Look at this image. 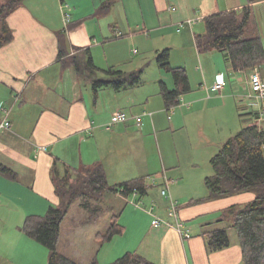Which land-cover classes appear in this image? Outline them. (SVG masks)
Instances as JSON below:
<instances>
[{
    "label": "crops",
    "instance_id": "obj_1",
    "mask_svg": "<svg viewBox=\"0 0 264 264\" xmlns=\"http://www.w3.org/2000/svg\"><path fill=\"white\" fill-rule=\"evenodd\" d=\"M103 2H109V9L99 14L97 8ZM243 7H250V26L261 34L264 0H22L7 16L13 38L0 47V106L9 110L10 121V128L0 131V168H4L0 170V250L11 255V264H36V258L42 256L43 264L47 255L44 245L29 237L22 225L27 215H44L50 204L59 203L51 181L54 160L70 168L100 163L109 185L129 180L142 173L141 164L147 161L140 157L139 148L149 131L183 128L190 112L181 115L177 108L190 110L195 106L193 111L203 110L198 103L203 101L199 99L203 98L204 89L197 87L188 94V75L189 89L178 96L175 104L167 106L160 83L159 87L147 88L140 87L139 80L132 86L107 85L94 90L90 81L80 79L74 68L65 63V58L88 49L96 67L129 72L141 68L146 61L152 65L163 49H168L169 61L171 51L186 44L193 45L195 53H202L195 44V31L202 29L198 22L208 15ZM64 13L70 15L67 23L63 22ZM61 45L65 56H59ZM135 45L142 55L131 49ZM220 53L224 70L215 72L214 66L212 72L200 62L195 69L201 70L203 81L206 74L213 83L222 75L225 85L219 95L225 92L224 96H234L239 115L249 116L248 125L258 123L241 95L246 90V71H230ZM196 56L201 61V56ZM177 63L171 66L170 61L169 65L186 71L185 62ZM158 67L159 81L169 89L174 88L172 75L159 64ZM206 90L207 95L213 92ZM116 110L139 115L141 121L137 123L130 118L107 128L105 124ZM258 125H264V120ZM110 194L120 199L127 197ZM175 195L184 201L182 205L177 202V210L185 227L192 229L191 236L184 237L164 224L153 227L150 217L144 225L143 237L147 242L143 256L157 264H240L237 236L230 237L228 233L229 246L208 251L199 226L210 222L222 207L235 204L241 197L250 201L254 195L237 194L233 203L226 198L196 201L199 198L185 192ZM149 200L156 214L167 216L169 203L161 191L151 194ZM96 221L83 223L81 227L95 226L97 236L101 232Z\"/></svg>",
    "mask_w": 264,
    "mask_h": 264
},
{
    "label": "trees",
    "instance_id": "obj_2",
    "mask_svg": "<svg viewBox=\"0 0 264 264\" xmlns=\"http://www.w3.org/2000/svg\"><path fill=\"white\" fill-rule=\"evenodd\" d=\"M22 0H5L0 4V47L13 38L7 16L14 11ZM109 2H103L97 8L99 14L106 13ZM251 9L229 10L208 15L203 18L204 32L196 34L195 44L200 52L218 50L223 53L230 71H248L255 65L264 63V46L258 30L250 26ZM62 37L60 38L62 43ZM59 40V41H60ZM64 48L59 47V56H65ZM161 68L169 72L175 87L167 88L159 81L161 95L167 106L176 103L178 96L189 89V81L183 67L169 65V51L163 49L156 55ZM80 79L90 81L93 89L111 85L114 88L132 86L139 82L141 68L123 71L108 67L100 69L93 63L88 49L65 58ZM212 173L204 177L208 189L206 199L251 192L253 198L243 205L231 204L220 212L215 222L230 219L227 226L203 230L201 235L208 251H217L230 244L229 227L235 230L240 248V264H264V125L242 126L230 135L217 152L210 158ZM4 168H0L3 170ZM51 181L59 199L57 205L50 204L44 215H27L22 225L23 231L48 249L47 264H82L57 250L60 227L70 205L77 198H87L96 202L90 206L82 205L89 213L92 222L104 211L101 199L105 190L121 196L147 193L148 186L143 177L131 178L117 184H107L106 174L100 163L70 168L53 161ZM199 198L196 201H202ZM101 201V202H100ZM113 214L105 233H97L104 241L123 231V226ZM88 264H100L93 258ZM109 264H157L143 255L127 251Z\"/></svg>",
    "mask_w": 264,
    "mask_h": 264
},
{
    "label": "rangeland",
    "instance_id": "obj_3",
    "mask_svg": "<svg viewBox=\"0 0 264 264\" xmlns=\"http://www.w3.org/2000/svg\"><path fill=\"white\" fill-rule=\"evenodd\" d=\"M4 1L5 0H0V4ZM198 23L202 29L200 31H195L196 34L204 32V23L201 21ZM260 25V35L262 45H264L263 21H261ZM131 49L136 50V55H142L140 49L136 45L131 47ZM171 52V66L179 64L177 62H185V66H187L186 72L190 81V91L188 94L195 92L197 87H203V98L199 99L203 101L198 103V106H202L203 110L195 112L193 111L195 106H191L190 110L177 108V113L181 115L190 112L186 118V125L183 128H178L176 130L170 128L156 129L155 131L151 130L144 138V143L140 141V157L147 161L144 163L141 161L143 163L140 167L142 173L130 178L143 177L148 186V193L144 195H133V193H130L127 195L126 199L115 198L107 190L103 193L101 207H103L104 211L95 219V221L97 220L96 225L100 227L99 232L105 233L110 223V217L113 214H117L116 221L124 226V231L122 233L114 235L113 238L108 241H104L103 237L94 236L95 226L86 224L81 227L83 223H89L85 222L86 219H89V213L84 209L82 204L88 202L89 207L91 205L95 207L97 206L96 202L83 197L77 198L70 205L61 223V236L57 244V250L79 263L88 264L93 258H96L100 264H109L127 251H133L143 255L142 249H146L147 242V239L143 237L145 220L147 219L148 222L151 217L147 214L145 208L148 209L151 207L150 205H152L149 202L151 194H159L162 188H166L162 176L170 180L168 185L170 195L173 200L180 205H182L184 201L177 197L175 193L178 195L185 192L187 196H193L192 198L203 199V202L226 198L231 203H233L232 200L235 199L234 196L237 195L234 194L206 199L209 192L204 184V177L212 173L210 158L213 154L217 152L219 147L230 135L236 133L242 126L248 125L251 122L248 115H239V111L236 107L237 99L231 94L227 97L224 96L226 94L225 92L219 95L218 92L209 91L210 93L207 95V90L205 91V89L211 87L213 79L206 74L207 77L205 76L203 81L201 70L195 69V65L200 62V64L205 65V67L207 65L212 72L214 66L215 72L216 69L224 70L222 55L218 50L195 53L193 45L191 46L190 44H186L183 48L173 49ZM196 55L201 56L202 62L198 61ZM158 74L159 67L156 58L152 65L149 61H146L141 67L140 87L151 88L153 85L159 87L160 78ZM245 93L246 90L241 95ZM209 97H211V99H208ZM213 97H215V100ZM177 106L178 105L175 106L172 116H174ZM160 177H162V180L159 179ZM172 179L175 181H171ZM179 181H182V184H179ZM189 198L191 197H188V200ZM242 199L243 197H241V199L238 198L235 204L243 205L248 202V199L245 201ZM152 206L154 207V205ZM228 206L229 205L217 210L215 212L217 216L214 214L215 217H212L211 221L207 222L206 225L204 224L202 228L198 225L200 233L203 230L227 226V224L230 223V219L223 222L215 221L218 219L220 212L225 210ZM155 211H157V207ZM0 212H2V210H0ZM208 216L210 215L208 214L205 217ZM163 217L167 218V216ZM187 223H190V221ZM193 223H195V221L192 222V224ZM191 230L192 229L189 228L190 232ZM228 233L230 237H233V235L236 236L235 230L232 227H229ZM143 238L144 241H142ZM43 247L48 255V249L45 246ZM47 255L43 264H47ZM41 259H43V256L42 258L37 257L36 264H41ZM33 262L35 263V261ZM11 263V255L0 250V264Z\"/></svg>",
    "mask_w": 264,
    "mask_h": 264
},
{
    "label": "built area",
    "instance_id": "obj_4",
    "mask_svg": "<svg viewBox=\"0 0 264 264\" xmlns=\"http://www.w3.org/2000/svg\"><path fill=\"white\" fill-rule=\"evenodd\" d=\"M70 15L68 13L63 14V22L67 23L70 19ZM194 21H189L192 24ZM263 65H255L250 70L246 71V93L242 95L243 101L248 106L249 110L253 113L254 119L256 120L257 125L260 121L264 120V74H263ZM225 85V80L223 79L222 75H218L217 80L211 85L209 88L213 92H220L221 89ZM179 103V100L177 101ZM169 112H173V107L168 109ZM9 110L4 107L3 105L0 106V131L6 130L10 128V121L8 119ZM134 118L135 122L140 123L141 117L139 115H129L122 110L114 111L109 121L105 124L107 128L114 126L117 123L126 122L128 119ZM164 178V184L166 188L161 189V195L168 200V205L166 207L168 219L164 218L156 214L153 209L154 207L151 206L150 208L146 209L147 213L151 215V225L153 227H158L161 225H167L174 227L181 235L184 237L189 238L190 231L187 229L183 223V221L179 217V213L177 210V202L173 200L170 195L168 185L170 183L169 179ZM171 181H174L173 179ZM136 192H133L135 195Z\"/></svg>",
    "mask_w": 264,
    "mask_h": 264
}]
</instances>
